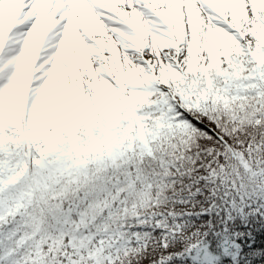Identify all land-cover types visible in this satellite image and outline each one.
Segmentation results:
<instances>
[{
  "label": "snow or ice",
  "instance_id": "6c2138e0",
  "mask_svg": "<svg viewBox=\"0 0 264 264\" xmlns=\"http://www.w3.org/2000/svg\"><path fill=\"white\" fill-rule=\"evenodd\" d=\"M0 264H264V0H0Z\"/></svg>",
  "mask_w": 264,
  "mask_h": 264
}]
</instances>
